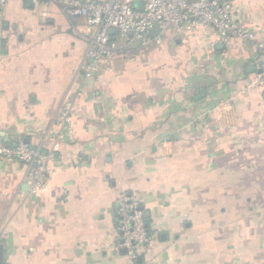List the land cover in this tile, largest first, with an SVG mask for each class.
<instances>
[{
    "label": "crops",
    "instance_id": "obj_1",
    "mask_svg": "<svg viewBox=\"0 0 264 264\" xmlns=\"http://www.w3.org/2000/svg\"><path fill=\"white\" fill-rule=\"evenodd\" d=\"M108 1V0H100ZM264 37V0H231ZM84 17L47 0L0 8V140L49 153L63 101L74 136L29 194L26 166L0 155V264H264V56L212 29L144 49L111 31L92 79ZM145 212L151 243L119 247V198Z\"/></svg>",
    "mask_w": 264,
    "mask_h": 264
},
{
    "label": "built area",
    "instance_id": "obj_2",
    "mask_svg": "<svg viewBox=\"0 0 264 264\" xmlns=\"http://www.w3.org/2000/svg\"><path fill=\"white\" fill-rule=\"evenodd\" d=\"M59 4L70 17H84L90 32L83 70L85 78H94L113 55L111 31L122 37L133 36L144 49L162 43V36H177L189 30H214L222 40L238 38L253 42L264 56V37L249 29L238 17L231 0H47ZM7 0H0L3 8ZM251 86L264 92V62L251 81ZM74 102L66 98L58 111L57 129L51 133L52 146L43 153L38 146L23 140L8 144L0 140V155L7 160H19L26 166L29 194L43 189L51 174L49 162L61 142L73 137L72 113ZM118 246L129 249L137 258L151 243L145 212L129 194L119 198ZM1 244V236H0Z\"/></svg>",
    "mask_w": 264,
    "mask_h": 264
},
{
    "label": "trees",
    "instance_id": "obj_3",
    "mask_svg": "<svg viewBox=\"0 0 264 264\" xmlns=\"http://www.w3.org/2000/svg\"><path fill=\"white\" fill-rule=\"evenodd\" d=\"M146 222L149 223V219L148 218H146Z\"/></svg>",
    "mask_w": 264,
    "mask_h": 264
}]
</instances>
